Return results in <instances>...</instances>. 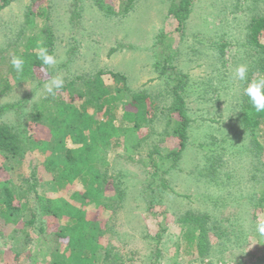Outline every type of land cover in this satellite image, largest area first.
I'll list each match as a JSON object with an SVG mask.
<instances>
[{
    "label": "rangeland",
    "instance_id": "rangeland-1",
    "mask_svg": "<svg viewBox=\"0 0 264 264\" xmlns=\"http://www.w3.org/2000/svg\"><path fill=\"white\" fill-rule=\"evenodd\" d=\"M104 1L118 11L126 0ZM180 3L134 0L125 15H107L95 0H12L0 10V124L26 127L32 140L22 159L0 154V183L12 181L19 192L17 206L27 202L16 223L0 214V264H70L69 238L59 235L68 217L39 211L34 195L26 193L32 172L40 195L66 199L81 227L76 248L98 264H264V235L257 231L264 218L257 207L264 191V120L255 130L259 149L244 129L238 106L248 83L262 75L251 71L261 55L248 41V26L264 16V0H192L182 29L174 12ZM49 37L56 65L33 67L16 80L11 57L37 53L38 48H27L29 39L44 43ZM238 65L248 68L243 81L235 76ZM101 70L125 79L100 75ZM52 78L76 87L49 93ZM175 88L187 105L189 142L163 175L168 185L163 189L162 165L169 168L171 161L162 160L179 148L178 139L167 133V125L174 127L179 120L178 112L171 111ZM106 89L121 92L116 124L127 128L120 145L109 149L110 177L59 188L47 164L63 153L60 146L77 144L72 134L59 145L46 126L34 124L35 105L52 111L70 103L71 113L63 115L69 122L81 103ZM77 90L88 94L82 98ZM139 93L148 95L146 116L152 121L136 128L123 113L137 110L128 103ZM138 139L137 149L126 150V143ZM153 161L160 167L155 182ZM188 211L211 217L210 253L204 258L186 239L193 226L180 222ZM34 212V226L25 225L26 215Z\"/></svg>",
    "mask_w": 264,
    "mask_h": 264
},
{
    "label": "trees",
    "instance_id": "trees-1",
    "mask_svg": "<svg viewBox=\"0 0 264 264\" xmlns=\"http://www.w3.org/2000/svg\"><path fill=\"white\" fill-rule=\"evenodd\" d=\"M0 10L5 6H8L12 0H0ZM96 4L100 9L104 10L107 15L112 14H128L133 8L134 0H126L120 3V8L117 11L114 6L106 4L104 0H95ZM192 0H181L180 6L174 10L175 17L178 21L179 28L182 29L186 19L189 17L191 10ZM50 32V31H49ZM264 16L255 17L249 24L248 41L251 44L253 50L256 51L259 56V60L255 62L252 67L253 72H259L264 76ZM27 48H38L40 46L46 47L50 54H53V41L51 38H46L44 43H38L35 38H30L28 41ZM31 51V50H30ZM25 61L24 72L20 75L15 74L16 80H22L28 70L33 67L42 66V61L38 58L36 52H29L27 55L22 57ZM111 74L116 80L125 79L123 74L114 71H99L102 73ZM76 87L74 82H68L64 84L60 89L62 91H71ZM122 88H120L121 90ZM77 96L84 98L87 91L77 90ZM175 95L174 103L171 106V111H177L179 114V120L174 127L167 125L168 134L174 136L179 141V148L177 150H170L163 158L162 163L166 160L171 161L169 168H165L164 165L162 173L158 171L159 165L154 163V171L152 178L155 179L161 177L160 187L168 188L166 179L163 176L167 174L169 170L174 167L180 160L184 150L188 146L189 142V127L190 117L188 115V109L184 97L178 92L177 88L173 90ZM121 92L111 93L110 90L106 89L93 94V99H86L79 106V110L73 113V120L66 122L63 115L64 112L69 113L72 109V105L67 103L64 108H57L52 111L44 110L40 105H35V110L31 114L32 122L42 124L46 126L50 131L51 139L55 140L59 145L64 144L65 141L72 134L77 147H66L64 145L59 148L63 150V153L59 154L58 159H50L48 162V169L53 174V183L59 188H66L76 180H80L83 185H88L94 180H107L110 177L108 160V152L111 146H119L120 136H123L127 128L116 124L117 115L115 112L118 102H120ZM239 107L241 108L240 120L244 125L250 136L252 137V143L257 144V147L261 148V143L255 135V130L259 126L261 120H264V112H256L248 100V97L243 94L240 100ZM148 95L136 94L132 95L131 101L128 104L134 106L136 111L125 109L123 113V119L131 122L134 127H142L144 120L151 122L152 118L146 116L148 114ZM145 107L142 111L140 108ZM92 107L93 111H90ZM5 108V107H4ZM71 113V112H70ZM100 113H104V116H100ZM144 115L143 117H141ZM170 123V122H169ZM32 143L31 135L28 134L26 127L24 129L16 128L13 129L5 123L0 124V154L6 159H22L29 149ZM142 143L140 139L136 143H126V150L132 152L133 149H137ZM155 151V150H154ZM151 151L150 154H153ZM157 153V152H156ZM213 167V165H212ZM213 171L215 170L212 168ZM28 181L27 194H33L38 203L39 211L42 214H50L56 217H68L69 223L64 227H61L59 235L62 237L69 238L68 245L70 246V257L67 259L70 264H98L95 258L85 256L81 249L76 248V241L78 239L79 220L74 217L73 213L68 211V202L65 198H49L40 195L38 192L39 180L36 172H32ZM152 182V181H151ZM150 188L152 185L149 186ZM154 193L155 190L151 189ZM18 190L15 189L12 181L6 179L0 183V214L5 218L7 222H18L19 219L23 218L24 211L27 209V202H21V207L15 204L19 196ZM87 195H93V192H86ZM120 191L117 193V198H120ZM262 207L264 210V191L260 195L259 203L257 207ZM24 212V213H23ZM23 213V215H22ZM29 217V218H28ZM38 215L34 212L29 216L26 215L25 225L34 226ZM180 222L189 226H193V233L186 235V239L191 248L196 250L200 257L204 258L210 253V232L211 217L207 213L195 214L191 211L186 212L180 218ZM218 222V221H217ZM43 230L42 226L40 227ZM219 229L218 227H216ZM16 230V232H18ZM26 233L22 230V233ZM221 234L226 235L227 232L220 230ZM107 255V256H106ZM105 258H108V253ZM102 264H112L103 262Z\"/></svg>",
    "mask_w": 264,
    "mask_h": 264
},
{
    "label": "clouds",
    "instance_id": "clouds-1",
    "mask_svg": "<svg viewBox=\"0 0 264 264\" xmlns=\"http://www.w3.org/2000/svg\"><path fill=\"white\" fill-rule=\"evenodd\" d=\"M37 55L45 66H54L57 63L55 56L50 54L46 47H38ZM10 63L18 75L24 72L25 61L21 56L13 55ZM247 71L248 68L246 65H238L235 70L236 78L241 81L245 80ZM63 83V80L60 78H52L49 84L46 85L47 91L52 93L54 88L60 89ZM244 94L248 97L249 102L256 112H264V76L250 81L244 89ZM257 231L259 234L264 235V218L258 220Z\"/></svg>",
    "mask_w": 264,
    "mask_h": 264
},
{
    "label": "crops",
    "instance_id": "crops-1",
    "mask_svg": "<svg viewBox=\"0 0 264 264\" xmlns=\"http://www.w3.org/2000/svg\"><path fill=\"white\" fill-rule=\"evenodd\" d=\"M248 31H249V26H248ZM224 46H225V45H222V46H221V50H222L223 53H224V50H223V49H225ZM223 53H222V54H223ZM258 60H259V57H257V60H256V61H258ZM256 73H257V72H256ZM258 74H259V72H258ZM261 76H263V75H261ZM259 78H260V77H259ZM245 88H246V87H245ZM243 94H244V92L242 93L241 97L243 96ZM238 106H239V105H238ZM236 107H237V106H236ZM262 120H263V119H262Z\"/></svg>",
    "mask_w": 264,
    "mask_h": 264
}]
</instances>
